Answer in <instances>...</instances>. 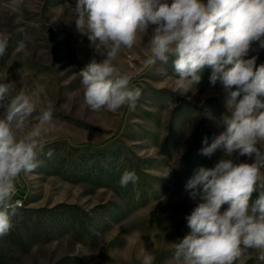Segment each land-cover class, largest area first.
<instances>
[{"label":"rangeland","instance_id":"rangeland-1","mask_svg":"<svg viewBox=\"0 0 264 264\" xmlns=\"http://www.w3.org/2000/svg\"><path fill=\"white\" fill-rule=\"evenodd\" d=\"M75 3L24 0L17 11L12 0H0V33L10 37L0 60V83L14 82L12 95L45 86L37 106L51 102L56 123L43 136L44 151L53 150L52 157L42 155L39 167L16 181L23 207L14 219L51 209L63 211L68 227L67 233L55 232L46 241L26 239L21 247L8 234L0 237V264H142L146 251L154 255L153 264H168L171 244L190 232L186 217L198 201L185 185L195 170L213 168L222 159L252 163L254 158L229 155L222 148L211 156L201 154L204 141L211 144L224 131L228 93L219 81L211 84L212 69L206 66L195 91L174 94L171 60L167 65L144 63L154 26L114 61L141 89L135 109L90 110L79 71L106 54L76 30ZM251 56L258 57L257 65L264 63L258 41L245 59ZM38 115L33 114L32 123ZM125 170L135 171L138 181L121 187ZM257 197L254 192L250 203ZM41 226L47 222L41 220ZM257 254L249 249L235 264H262Z\"/></svg>","mask_w":264,"mask_h":264},{"label":"clouds","instance_id":"clouds-1","mask_svg":"<svg viewBox=\"0 0 264 264\" xmlns=\"http://www.w3.org/2000/svg\"><path fill=\"white\" fill-rule=\"evenodd\" d=\"M12 3L19 11L24 0ZM73 8L76 30L106 54L79 71L90 110L135 109L141 89L114 61L154 26L144 63L167 65L171 60L174 94L195 91L206 66L212 69L211 84L219 81L228 93L224 131L211 144L205 140L201 154L211 156L222 148L229 155L254 158L252 163L222 159L213 168L195 170L185 185L190 198L198 201L186 217L190 232L171 244L168 264H235L249 249L257 250L256 258L264 264V63L257 65V56L245 59L253 42L264 49V0H76ZM9 41L0 33V60ZM15 87L14 82L0 83V237L9 234L21 206L13 199L17 179L33 173L42 155L52 157L53 150L44 151L43 136L56 128L54 105L37 106L45 86L12 95ZM169 107L173 110L175 104ZM137 181L135 171L129 170L119 179L121 187ZM254 192L258 197L250 203ZM154 259L146 251L142 264Z\"/></svg>","mask_w":264,"mask_h":264},{"label":"trees","instance_id":"trees-1","mask_svg":"<svg viewBox=\"0 0 264 264\" xmlns=\"http://www.w3.org/2000/svg\"><path fill=\"white\" fill-rule=\"evenodd\" d=\"M63 215V211L53 212L51 209L27 212L13 220V230L6 237L21 247L26 239L30 241H46L55 232L57 234L67 233L68 227L65 225L67 218H62ZM41 220L47 222L46 228H42Z\"/></svg>","mask_w":264,"mask_h":264},{"label":"built area","instance_id":"built-area-1","mask_svg":"<svg viewBox=\"0 0 264 264\" xmlns=\"http://www.w3.org/2000/svg\"><path fill=\"white\" fill-rule=\"evenodd\" d=\"M17 186V185H16ZM20 192H19V189H18V186H17V192H16V195L14 196V200H19L20 202H21V206H20V208H22L23 207V202H22V200H21V197H20V194H19ZM19 208V209H20Z\"/></svg>","mask_w":264,"mask_h":264}]
</instances>
